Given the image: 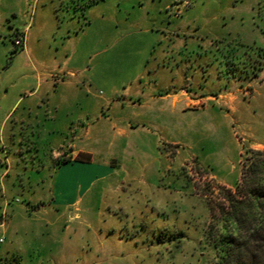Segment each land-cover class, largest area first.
<instances>
[{
	"label": "rangeland",
	"instance_id": "rangeland-1",
	"mask_svg": "<svg viewBox=\"0 0 264 264\" xmlns=\"http://www.w3.org/2000/svg\"><path fill=\"white\" fill-rule=\"evenodd\" d=\"M54 5L59 0H0V264H216L212 238L225 231L220 207L229 210L228 197L241 199L235 186L242 171L263 158L252 151L264 154V0H64L52 20ZM63 31L69 34L61 42ZM59 62L71 71L101 63L94 105L72 94L59 118L95 112L91 117L143 121L123 167L117 156L104 158L112 175L83 196L62 194L61 176L53 189L73 142L49 133L52 121L33 123L56 114L30 93L39 72ZM180 69L188 93L194 70L210 77L204 93L215 103L205 111L173 114L150 100L179 85L173 77ZM142 83L143 107L110 110L111 88L115 101L131 106ZM225 96L235 102L225 104ZM113 143L106 132L98 153ZM61 145L64 153L51 160Z\"/></svg>",
	"mask_w": 264,
	"mask_h": 264
},
{
	"label": "crops",
	"instance_id": "crops-1",
	"mask_svg": "<svg viewBox=\"0 0 264 264\" xmlns=\"http://www.w3.org/2000/svg\"><path fill=\"white\" fill-rule=\"evenodd\" d=\"M63 4L64 0H59V7L54 5V8L50 10L52 11L50 14L52 20H59L57 12L60 10V7H62ZM60 27L61 26L59 25V28ZM21 31H24L25 35L24 53L28 52L29 54L30 47L28 45V26H26L25 29H22ZM66 34H69V31H63L61 35V42H64ZM56 36L58 37V33L56 34V32H53L49 38L51 37V39L55 40L57 39ZM35 41H40L39 35ZM49 42L51 43L52 40ZM62 54L67 60H69L68 52L64 51ZM107 58L108 57L105 59ZM110 58L111 56L108 58V61ZM69 65L70 64L67 63V66L61 68L62 63L59 62V67L57 66V69H49L47 74L44 73L45 71H43L41 72L43 75H40V70H38L39 77L37 78V84L32 88L30 94L32 95V98H37L38 96L39 102L41 101L42 103H45L47 109H51V113L48 112V114H52V109L56 112V114H53L51 118H36L33 123L40 126L44 124V121H52L57 127L49 129L48 132H62L64 137L69 138L66 142H73V149L70 150V153L68 154V156H72L71 162L65 163L56 169L57 171L55 175L56 177L54 179L53 189L56 190L57 180H59V176H61L63 178L61 181V185L63 186L61 190L62 194L69 193L71 195L78 194V196H83L88 192L90 186L93 183L103 179L108 175H112L113 168L105 163L104 158H108L110 155L117 156L119 160V170L123 167L124 164L122 162V156L128 152L127 142L134 139L140 140V136L136 134L135 128L139 125H142L143 123L141 122L143 121H139V118H131L127 115L120 116L124 118H120L118 116V118L91 117L95 114V112H86L88 118H59L58 114L60 111L68 114L69 109L67 105L70 102L72 94H75L76 96H78V94L82 96L84 95V97L90 99V104L94 105L92 103L91 97L93 93L96 97V88L99 86L96 71L98 65H101V63L96 64L93 67H89V71L80 68L71 71ZM184 77L183 70H178L175 73L173 80L178 82L179 85H171L169 89L165 88L163 92L161 91L157 95L154 93L150 94V100L160 102L162 107H168L169 111L173 114L192 110L199 111V109L205 111L208 109L209 104L215 103L214 97L207 95L208 93H204L206 91L208 92V85L209 83H212V81L207 78L209 76L205 77L199 70H194L191 79L192 84L189 91L190 93L184 91ZM81 78L83 79L81 80ZM138 80L141 82V76L138 77ZM144 90L145 84L142 83L139 89L135 91L138 103L136 104L135 101L131 104L129 103L131 106H128V104H125L124 102L119 103L118 101H115V98L118 96V92L112 88L110 89L109 95L111 97H107L105 101L106 104L110 105V110H113L114 107L118 108L119 106H121L123 109L128 108L136 110L138 107L141 108L144 106V104L141 102V100L144 98ZM130 91V87H125L124 96L129 100L133 98V96L130 94ZM224 98L226 100L224 102L225 104H230L232 101L235 102V100H233L234 98L232 97L225 96ZM95 99L99 102V104L95 102L97 109H102L104 102L100 99ZM196 104H200L201 107H196ZM60 120H62V122ZM62 124L63 127L60 128ZM106 132L112 136L114 143L113 145L111 144V148L113 146L117 147V153H110V145H108L109 148L107 147L109 153H98V147H101L100 142L102 135H104ZM63 142H65L64 139ZM116 143L118 145H115ZM69 148L71 149V146ZM59 149V151H51V160L56 159L60 154L64 153V147L62 145L59 146ZM136 151L139 153L138 150ZM80 157H87V160L85 159L81 162L75 160L76 158L78 160ZM130 165L131 167H134L132 164ZM89 173H92V175L95 174V177L92 176L93 178L88 181V184L83 183L82 177L85 178V176Z\"/></svg>",
	"mask_w": 264,
	"mask_h": 264
},
{
	"label": "trees",
	"instance_id": "trees-1",
	"mask_svg": "<svg viewBox=\"0 0 264 264\" xmlns=\"http://www.w3.org/2000/svg\"><path fill=\"white\" fill-rule=\"evenodd\" d=\"M252 153L263 158L247 169L243 165L241 181L235 186L241 199L228 197L229 210L220 207L221 226L225 231L212 238L216 264H264V180L255 182L256 175L264 174V154ZM84 160L80 157L76 161ZM69 161L63 160L61 165ZM227 226H234L232 232L227 231ZM206 239H210L209 234Z\"/></svg>",
	"mask_w": 264,
	"mask_h": 264
},
{
	"label": "built area",
	"instance_id": "built-area-1",
	"mask_svg": "<svg viewBox=\"0 0 264 264\" xmlns=\"http://www.w3.org/2000/svg\"><path fill=\"white\" fill-rule=\"evenodd\" d=\"M14 44H15L16 47H21L23 45L22 39L15 38L14 39Z\"/></svg>",
	"mask_w": 264,
	"mask_h": 264
}]
</instances>
